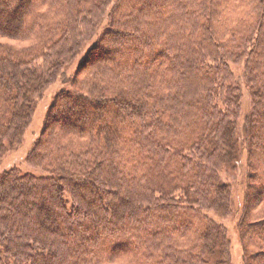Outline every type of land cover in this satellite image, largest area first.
I'll use <instances>...</instances> for the list:
<instances>
[{"label":"trees","instance_id":"trees-1","mask_svg":"<svg viewBox=\"0 0 264 264\" xmlns=\"http://www.w3.org/2000/svg\"><path fill=\"white\" fill-rule=\"evenodd\" d=\"M58 79L31 171L0 172V264H230L242 151L264 264V0H0V164Z\"/></svg>","mask_w":264,"mask_h":264},{"label":"rangeland","instance_id":"rangeland-1","mask_svg":"<svg viewBox=\"0 0 264 264\" xmlns=\"http://www.w3.org/2000/svg\"><path fill=\"white\" fill-rule=\"evenodd\" d=\"M6 43V42H5ZM12 45L14 42H9ZM92 44L90 42L85 49L81 52L79 59L86 54L89 46ZM111 54V51H109ZM108 53V54H109ZM78 59V60H79ZM77 60V61H78ZM77 67L76 62L72 64L67 70V75L73 74ZM68 89V86L65 85L63 79H58L52 86L47 87L44 91L40 100H38L35 110L31 116L30 122L21 139V144L11 150L2 160L0 164V172L3 169H10V168H17L22 170L24 173L31 171V169L27 166L25 159L26 155L30 151L34 141L38 138L40 131L42 129L43 121L45 119L46 113L51 105L52 99L55 97L57 93L60 91ZM58 114V108L53 112V115ZM84 117V116H83ZM85 118V117H84ZM243 153V154H242ZM240 156V163L236 165L235 168H226L222 170V178L224 181L230 184L231 186V194H233V198L235 203L231 205L232 214L228 215L224 219H220L218 217H213L219 223H222L228 232V238L230 240V264H244L243 255H242V248L239 240V236L236 230V222L238 218V207L240 202L243 199L242 193L243 191V172L246 163V154L242 151ZM232 198V199H233Z\"/></svg>","mask_w":264,"mask_h":264}]
</instances>
